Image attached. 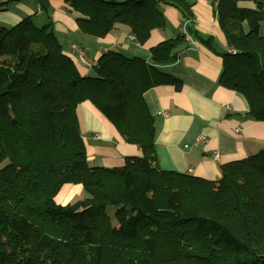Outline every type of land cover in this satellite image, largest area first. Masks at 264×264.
Instances as JSON below:
<instances>
[{"label": "trees", "instance_id": "16d2710c", "mask_svg": "<svg viewBox=\"0 0 264 264\" xmlns=\"http://www.w3.org/2000/svg\"><path fill=\"white\" fill-rule=\"evenodd\" d=\"M22 0H0V7ZM37 1L48 12L47 0ZM80 30L104 37L128 26L145 44L165 26L162 5L187 0H63ZM215 0L227 44L219 84L245 97L264 122V9ZM185 36L151 50L152 63L103 54L83 76L49 21L0 27V264H264V151L224 164L207 180L159 166L145 93L182 82L158 68ZM211 39L206 41L211 47ZM90 101L140 156L90 166L77 107ZM66 184L82 199L58 205ZM112 210V211H111Z\"/></svg>", "mask_w": 264, "mask_h": 264}, {"label": "crops", "instance_id": "0c3cea01", "mask_svg": "<svg viewBox=\"0 0 264 264\" xmlns=\"http://www.w3.org/2000/svg\"><path fill=\"white\" fill-rule=\"evenodd\" d=\"M47 2L48 12L35 0L0 7V27L9 29L28 17L33 18L37 27L50 21L65 54L83 76L93 75V66L109 51L152 63L154 47L168 39L185 36L174 51L175 61L158 66L162 72L179 79L181 88L162 85L145 93L155 121L156 153L163 170L217 180L221 177L222 165L264 151V122L249 116L244 96L219 84L222 54L231 48L219 25L215 0H187L191 5L189 15L172 5H162L165 26L153 30L143 45L133 40L131 29L125 25H116L104 37L87 35L78 27L76 20L80 15L63 0ZM238 6L264 9V0L240 1ZM259 33L264 36V22ZM208 39L212 40L211 47L206 43ZM73 45L82 53L75 51ZM77 116L90 166L119 167L127 157L140 156L138 146L128 144L92 102L79 104ZM95 134L101 139L95 140ZM213 152L219 153L218 160L213 159ZM63 190L62 205L84 196L81 185H64L58 197Z\"/></svg>", "mask_w": 264, "mask_h": 264}, {"label": "built area", "instance_id": "2783aa9c", "mask_svg": "<svg viewBox=\"0 0 264 264\" xmlns=\"http://www.w3.org/2000/svg\"><path fill=\"white\" fill-rule=\"evenodd\" d=\"M133 39H134V38H133ZM189 41H191L190 38H189ZM73 49H74L75 51L79 52V53H82V51L78 48L77 45H73ZM229 52H230L231 54H236V53H237L234 49H230ZM94 139H95V140H100V139H101V136H100L99 134H95V135H94ZM202 139H204V138L202 137ZM200 140H201V139H200ZM212 156H213V159H215V160H218V159H219V155H218L217 152H213Z\"/></svg>", "mask_w": 264, "mask_h": 264}, {"label": "rangeland", "instance_id": "374dc122", "mask_svg": "<svg viewBox=\"0 0 264 264\" xmlns=\"http://www.w3.org/2000/svg\"><path fill=\"white\" fill-rule=\"evenodd\" d=\"M134 39L133 40H136L135 39V36L133 37ZM203 139L201 138V141H202ZM218 153V152H217ZM213 154V153H212ZM218 155H219V153H218ZM213 157V156H212ZM219 158H220V155H219ZM215 160V159H214ZM90 165V164H89ZM63 187V186H62ZM62 189V188H61ZM61 189H60V191H59V193H61ZM64 192H62V194H60V196L58 197V194L56 195V197H55V202L58 204V205H62L61 204V202H60V199H61V197L63 196V193H65V190H63ZM57 197H58V200H57ZM79 199H82L81 197H79V198H77L76 200H79ZM71 202H75V199H73ZM70 203V202H69ZM67 205V204H66ZM63 206H65V205H63ZM112 211V210H111Z\"/></svg>", "mask_w": 264, "mask_h": 264}]
</instances>
